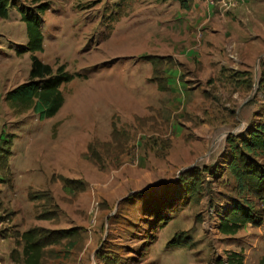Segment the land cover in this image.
<instances>
[{
	"label": "rangeland",
	"instance_id": "374dc122",
	"mask_svg": "<svg viewBox=\"0 0 264 264\" xmlns=\"http://www.w3.org/2000/svg\"><path fill=\"white\" fill-rule=\"evenodd\" d=\"M35 2L17 0L24 8ZM38 2L50 7L42 15L44 49L35 54L76 77L61 86L65 103L54 117L7 101L9 90L29 80L31 52H18L28 43L19 7L0 18V264H24L21 234L31 228L42 229L47 242L43 264H223L231 252L243 264H262L264 185L260 195L250 180L239 186L229 145L239 149L248 127L264 119L261 66L241 95L210 89L207 105L198 83L186 112L175 114L172 105L162 119L154 107L147 120L140 116L152 113L144 101L152 97L134 86L150 75L149 63L137 59L152 53L149 22L120 0ZM207 108L208 119L201 116ZM25 132L35 139L28 154L21 141L11 144ZM234 161L261 168L264 179L263 145ZM189 166L210 172L187 203L182 190L190 177L180 172ZM235 200L251 207L254 221L224 234L220 222ZM164 203L163 223L148 212ZM175 238L188 245H174Z\"/></svg>",
	"mask_w": 264,
	"mask_h": 264
},
{
	"label": "crops",
	"instance_id": "0c3cea01",
	"mask_svg": "<svg viewBox=\"0 0 264 264\" xmlns=\"http://www.w3.org/2000/svg\"><path fill=\"white\" fill-rule=\"evenodd\" d=\"M124 2L131 6L130 11L133 10L137 19L144 17V22H149L146 32L154 38L152 53L137 56L138 61L149 63L150 75L134 86L140 90V97L145 96L143 90L151 95V99L144 101L152 113L138 116L151 120L155 107L164 119L172 105L176 109L173 113L186 112L198 83L203 90L201 103L207 105L214 102L210 89H229L231 95L233 89L234 95H241L237 90L249 88L253 69L256 75L259 73L257 68L264 60V48L255 49V44L264 42V0H193L189 9L182 8L175 0ZM154 95L165 100L167 109L154 106L157 104ZM137 96L138 93L131 98ZM212 113L207 108L201 116L208 119ZM26 135L30 136L29 140ZM17 141L24 143L23 149L28 154L35 139L25 132L11 144L16 145Z\"/></svg>",
	"mask_w": 264,
	"mask_h": 264
},
{
	"label": "trees",
	"instance_id": "16d2710c",
	"mask_svg": "<svg viewBox=\"0 0 264 264\" xmlns=\"http://www.w3.org/2000/svg\"><path fill=\"white\" fill-rule=\"evenodd\" d=\"M35 1V3H37L35 8H24L18 6L17 0H0V18H8L10 16L11 9L16 6L19 7L22 19L26 23L28 43L18 52H31L29 80L9 90L5 99L17 104L19 108H21V111L33 109L40 115L41 119H46L54 117L63 107L65 97L62 93L61 86L64 83L72 81L76 77V74L67 71L65 65H61L54 70L49 63L43 62L35 54L36 52L43 51L44 49L42 15L50 7L48 3H39L38 0ZM175 1H179L182 8L189 9L193 0ZM260 66L262 71L260 73L261 76L259 81L260 86L264 87V60L261 62ZM251 83L252 81H249V87L252 86ZM246 132L249 134L242 140L239 149L238 146L236 144H232V140L229 139L230 150L232 152V160L230 163L234 166V168H236L239 186L241 188H245L246 186L244 185L249 183L250 180L253 186L251 191L256 195H260L263 191L262 187L264 185L261 168L252 165L249 161H246L245 164L238 165L234 160L237 159L238 155L241 153H256L262 145L264 148V119L260 122L258 121L256 124H251ZM243 149L245 151H243ZM186 172L184 173L186 174ZM209 172V167L202 170H196L195 168L188 170L187 173L189 174L190 180L185 184L182 190L187 203L193 195L200 192L203 175ZM168 204L164 203L159 209L155 207L154 209L149 210L148 214L152 217L157 216V218L164 223V221L168 219V216L165 215L166 213L162 211V208ZM160 212L162 213L160 214ZM252 220L253 215L251 207L235 200L229 207L226 215H224L223 220L220 222V231L224 234L235 233L243 225ZM39 229L31 228L21 234L24 264H43V258L45 255L44 248L47 242H44L39 236L42 231V229ZM58 231L61 235H66L68 233L75 232L76 229H63ZM153 241L154 240H152L151 243H153ZM171 243L174 245H181L183 243L188 245L185 241H182L179 238H175ZM16 253V250H12L11 252V257L14 258L15 261L18 260V255H16ZM223 264H243V256L238 252H231ZM262 264H264V258L262 259Z\"/></svg>",
	"mask_w": 264,
	"mask_h": 264
},
{
	"label": "water",
	"instance_id": "95a60500",
	"mask_svg": "<svg viewBox=\"0 0 264 264\" xmlns=\"http://www.w3.org/2000/svg\"><path fill=\"white\" fill-rule=\"evenodd\" d=\"M192 168H193V166H189L187 168H184L180 173L186 172V171H188V170H190Z\"/></svg>",
	"mask_w": 264,
	"mask_h": 264
},
{
	"label": "built area",
	"instance_id": "2783aa9c",
	"mask_svg": "<svg viewBox=\"0 0 264 264\" xmlns=\"http://www.w3.org/2000/svg\"><path fill=\"white\" fill-rule=\"evenodd\" d=\"M224 6H227V4L225 3Z\"/></svg>",
	"mask_w": 264,
	"mask_h": 264
}]
</instances>
